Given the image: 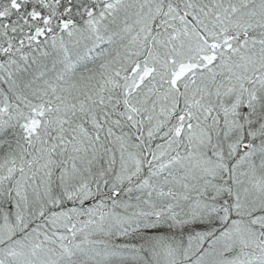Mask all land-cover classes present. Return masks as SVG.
<instances>
[{
	"label": "snow or ice",
	"instance_id": "6c2138e0",
	"mask_svg": "<svg viewBox=\"0 0 264 264\" xmlns=\"http://www.w3.org/2000/svg\"><path fill=\"white\" fill-rule=\"evenodd\" d=\"M0 264H264V0H0Z\"/></svg>",
	"mask_w": 264,
	"mask_h": 264
}]
</instances>
